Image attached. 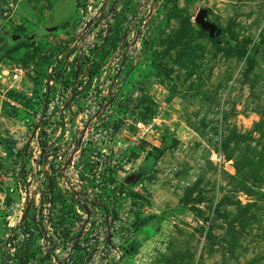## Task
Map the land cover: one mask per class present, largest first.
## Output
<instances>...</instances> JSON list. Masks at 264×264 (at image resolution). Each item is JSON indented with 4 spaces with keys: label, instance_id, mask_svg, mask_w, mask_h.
Masks as SVG:
<instances>
[{
    "label": "rangeland",
    "instance_id": "1",
    "mask_svg": "<svg viewBox=\"0 0 264 264\" xmlns=\"http://www.w3.org/2000/svg\"><path fill=\"white\" fill-rule=\"evenodd\" d=\"M0 264H264V0H0Z\"/></svg>",
    "mask_w": 264,
    "mask_h": 264
},
{
    "label": "built area",
    "instance_id": "2",
    "mask_svg": "<svg viewBox=\"0 0 264 264\" xmlns=\"http://www.w3.org/2000/svg\"><path fill=\"white\" fill-rule=\"evenodd\" d=\"M155 14L151 13V16H153ZM163 16H161V18L158 16L157 20L154 21V24L149 23V20H147L146 22H144L145 25H147V28L144 32H141L142 35H137V33L135 32V35L132 36V38H130V42H126L127 44H129L128 50L126 53L129 54L130 58H129V63H131L133 66L137 64V62H139V59L141 60L142 57V50L146 47H148V45L150 44V41L152 40L153 36H154V32L156 30V26L157 24H159V22H161ZM144 34H146L145 38ZM133 44V45H132ZM127 48V47H125ZM123 53V52H122ZM127 63V62H126ZM124 69V67L121 68V72ZM120 71V70H119ZM19 74L21 73L20 70L17 71ZM120 72V75H121ZM15 78H18V75H13ZM20 76V75H19ZM47 82H44V87L45 84ZM51 83H49L50 85ZM138 130L140 131V133L142 135L145 134L146 130L149 131L150 126H142V125H138L137 126Z\"/></svg>",
    "mask_w": 264,
    "mask_h": 264
},
{
    "label": "water",
    "instance_id": "3",
    "mask_svg": "<svg viewBox=\"0 0 264 264\" xmlns=\"http://www.w3.org/2000/svg\"><path fill=\"white\" fill-rule=\"evenodd\" d=\"M68 15H69V10L63 12L62 14H60L57 18V20L55 21V26H60L63 23H65V21L68 19ZM206 18H207V11L201 10L198 12V14L196 15L194 21L195 24L197 26H199L203 31H206L209 33L210 37H213L216 33V28L214 27V25L209 24L208 22H206ZM20 40L19 36H14L12 38L13 42H17ZM137 174H133L130 175L127 180L128 182H133L136 178Z\"/></svg>",
    "mask_w": 264,
    "mask_h": 264
},
{
    "label": "flooded vegetation",
    "instance_id": "4",
    "mask_svg": "<svg viewBox=\"0 0 264 264\" xmlns=\"http://www.w3.org/2000/svg\"><path fill=\"white\" fill-rule=\"evenodd\" d=\"M61 9H62V8H61ZM68 10H70V11H71V8H70V7H66V6H65V7H64V12H65V11H68ZM57 16H58V15H56V16H55V19H56V17H57Z\"/></svg>",
    "mask_w": 264,
    "mask_h": 264
},
{
    "label": "trees",
    "instance_id": "5",
    "mask_svg": "<svg viewBox=\"0 0 264 264\" xmlns=\"http://www.w3.org/2000/svg\"><path fill=\"white\" fill-rule=\"evenodd\" d=\"M14 153V152H13ZM133 249V248H132ZM135 251V249H133V252Z\"/></svg>",
    "mask_w": 264,
    "mask_h": 264
}]
</instances>
